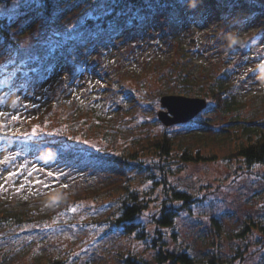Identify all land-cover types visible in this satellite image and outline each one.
<instances>
[{
  "label": "rangeland",
  "instance_id": "374dc122",
  "mask_svg": "<svg viewBox=\"0 0 264 264\" xmlns=\"http://www.w3.org/2000/svg\"><path fill=\"white\" fill-rule=\"evenodd\" d=\"M22 2L0 4V17L9 19L12 42L23 48V55L51 42L58 45L59 36L79 33L78 25L86 17L93 16L94 11L105 12L110 5L107 0H51V10H60L61 14L55 17L53 26L47 27L46 15L30 19L40 16L41 10L35 11L37 2L35 6L28 2L22 18L18 11ZM256 2L264 4V0ZM215 11L207 0H191L183 12L155 14L145 25L123 26L119 33L105 32V39L89 33L84 39L86 46L78 49L83 71L60 61L44 72V77L29 79L25 87L0 91V133L18 130L20 134L23 126L45 128L60 117L70 133L79 127L87 131L88 135L79 136L76 143L87 141L96 146L105 140L96 133L98 123V128L111 132L118 149L135 136L143 156L154 153L142 151L147 137L163 131L171 133L179 144L166 160L168 178L199 198L191 211H179L172 228H164L171 249L184 248L197 264L213 255L232 264H264V234L254 229L249 235L235 236L249 218L264 224V163L248 168L241 158L230 156L246 134L236 125L226 135L222 130L228 128L226 124L235 112L216 109L204 93L209 83L227 72L226 83L240 99L239 116L264 124V14L249 13L226 24V14L218 16ZM70 52L75 56L74 48ZM16 54L14 49L0 47L1 70L4 60ZM184 70L193 77L187 84L178 77ZM164 94L205 96L210 109L199 114V121L209 119L211 128L205 132L190 124H162L157 111ZM96 107L103 112L100 117L95 115ZM198 148L214 159H180L183 149ZM157 157V161L164 159ZM67 164L61 169L56 161L26 148L0 149V184L4 185L0 208L18 212L23 219L15 224L0 222V264H39L38 260L46 256L66 258L64 264H126L123 255L128 250L130 257L140 259L141 264H156L155 251L133 234L94 222L122 194L114 187L108 194H97L119 182L118 171L99 168L81 172L76 170L77 161ZM9 172L19 174L9 177ZM49 172L65 175L57 179L47 175ZM125 174L134 176L129 185L141 193L153 185L145 174ZM163 180L157 176V204L164 200ZM170 203L181 205L179 201ZM155 205L151 202L150 209L140 217L149 233L155 231L149 215L155 212ZM212 218L220 227L216 228ZM160 230L157 226V232Z\"/></svg>",
  "mask_w": 264,
  "mask_h": 264
},
{
  "label": "trees",
  "instance_id": "16d2710c",
  "mask_svg": "<svg viewBox=\"0 0 264 264\" xmlns=\"http://www.w3.org/2000/svg\"><path fill=\"white\" fill-rule=\"evenodd\" d=\"M11 1L13 0H0V4H9ZM29 1L23 0L18 5V11L22 18L24 17V12L29 7ZM31 1L32 6H35L36 2L38 3L35 11L38 12L41 10V12L39 14L40 16L30 17V19H35L36 17L43 18L42 16L46 15L47 19L45 23L47 27L50 25L53 26L55 17H58L61 11L59 10L57 11L58 13H55L51 10V0ZM189 1L191 0H107V5L110 3V5L106 6L107 10L105 12L94 11L93 16L86 17V21L78 25L77 31L79 33L65 38L63 36H56V39L58 37V41H55L58 42V45L54 42L44 44L41 46L42 49H33V52L28 55H23V52H25L23 48L19 47L15 42H12L8 24L9 19L5 16L0 17V47L6 50L14 49L17 53L14 58L7 57L4 60V69L1 70L0 68V91L2 90L1 93H4L6 89L9 91L11 89L17 90L23 85L25 87L29 79L35 76H38V79L44 77V72L50 71L60 61H64L66 65L83 71L85 65L80 62L79 57L81 53L78 49L86 46L84 39L87 38L89 33H94L92 34L94 37H103L105 39V32L114 31L115 33H119L123 26L145 25L146 21L150 20L159 12L167 10L183 12ZM207 1L208 3H218L220 6L224 5L225 8L227 7L235 14L243 12L246 1L250 2L248 5H252V7L256 3L255 0ZM140 6L144 8L139 10L138 7ZM79 39L82 40L77 41ZM71 48H74L75 56H72L70 52ZM87 54L89 55V53ZM186 73L187 71L178 76L179 80L185 84L189 83L193 78L189 77ZM226 76H228L227 72L209 83L208 91L204 93L211 98L216 109L224 113L235 112V116L230 117L226 124L228 128L222 130L226 135L229 134L230 127L236 125H239L246 134L238 149L234 152V155L230 156L241 158L248 168L254 164H263L264 124L249 122L243 119L245 117L239 116L237 111L240 99L230 90V86L226 83ZM209 109L210 107L207 111ZM95 111L97 113L95 115L99 117L103 113L98 107L95 108ZM208 120L199 121L198 116L186 124L193 125L196 129L204 128V131L207 132L211 128ZM80 121L83 120H78L77 122L80 123ZM46 125L52 128H48L47 126L45 128L39 127L33 131L34 128L31 126L26 129L23 126L20 130H24V132H20L19 135H13L18 130H9L5 134L0 133V148L3 146H16L18 148H26V150L40 152L47 159H50L51 162L56 161L58 167L61 169H65L70 160H75L78 163L76 170L81 172H93L99 168L117 170L119 182L117 181L118 183L115 185L106 186L98 190L97 194L98 196L108 194L107 192H109L110 187L121 190L122 194L115 199V203L107 206L105 215L97 217L94 222L98 224L106 223L107 229L109 230L113 227H119L123 232L133 234L134 238L140 242L143 241L148 245L149 249L155 251L154 262L156 264H197L196 259L187 250L184 248L183 250H177L176 248L173 250L165 239L164 228L173 227L179 211H191L192 206L199 201V198L194 197L190 192L181 190L176 185H173L168 178V169L170 170V168L169 166L167 167L166 160L171 156V151L176 146V143L179 144L174 140L175 138L171 133L163 131L159 135L154 134L147 137L144 145L145 150L142 151L154 153L149 156H143L140 153L141 151H139V148L142 146L139 147L135 136L131 139L132 141L126 142L125 147L118 149L114 145L112 136L110 137L111 132L106 128H98L100 127L98 123L96 126L99 130H96V133H100L101 138H105V140L102 142L103 145L97 144L96 146H90L86 143H76L79 136L85 137L88 135L87 131L83 127H79L76 129V132L70 133V128H63V122L60 117L53 122H48ZM88 127L92 128L93 126L88 123ZM157 155L164 159L161 160L159 158L157 161ZM179 156L184 162H203L214 159V156H206L200 148L194 151L183 149ZM127 171L145 174L147 178L149 177L152 180L153 185H150L148 189H144V192L141 193L138 189L132 188L129 185L134 176L126 175L125 172ZM158 175L164 178L162 193L164 200L157 204ZM169 201H179L181 205L174 207L171 203L169 204ZM151 202L156 204L155 212L149 214L151 221L155 224V231L149 233L145 230V223L140 217L150 209ZM21 221L23 219L18 212L0 208V222L15 224ZM212 221L216 228L220 227V223L216 218H212ZM157 226L161 227L160 233L159 231L157 232ZM254 229H258L264 234V224L261 220L249 218L245 220V223L242 224L239 231H235V236L243 237L246 234L249 235ZM130 255L131 250H128L125 256L123 255L126 264H141L142 261L140 259H135L130 257ZM65 259L62 257L46 256L38 260V263L64 264L66 262ZM201 264L232 263L229 260L224 261L213 255L205 262H201Z\"/></svg>",
  "mask_w": 264,
  "mask_h": 264
},
{
  "label": "water",
  "instance_id": "95a60500",
  "mask_svg": "<svg viewBox=\"0 0 264 264\" xmlns=\"http://www.w3.org/2000/svg\"><path fill=\"white\" fill-rule=\"evenodd\" d=\"M160 101L167 110H159L158 117L166 125L188 121L207 105L204 97L181 94H165Z\"/></svg>",
  "mask_w": 264,
  "mask_h": 264
},
{
  "label": "snow or ice",
  "instance_id": "6c2138e0",
  "mask_svg": "<svg viewBox=\"0 0 264 264\" xmlns=\"http://www.w3.org/2000/svg\"><path fill=\"white\" fill-rule=\"evenodd\" d=\"M32 107H36V106L32 105ZM0 115H2V114H0ZM12 118L13 119H18L19 117L18 116H13ZM33 131H35V129ZM13 135H19V133H13ZM84 143H87V141H84ZM18 174H19L18 172H9L8 176L9 177H14V176H16ZM47 175L53 176V177L58 179V175H65V174L64 173L54 174V173L49 172V173H47ZM5 183H7V180H5ZM34 183H42V182L41 181H35ZM47 186L48 185H45V187H47ZM3 187H4V185L0 184V189H2ZM21 187H23V185H21ZM64 187H67V185H64ZM72 211H75V209H72Z\"/></svg>",
  "mask_w": 264,
  "mask_h": 264
}]
</instances>
